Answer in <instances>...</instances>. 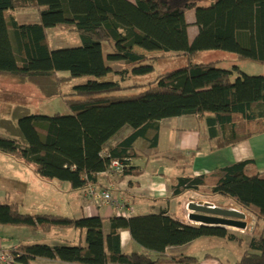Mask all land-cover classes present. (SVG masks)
I'll return each mask as SVG.
<instances>
[{
    "label": "trees",
    "instance_id": "16d2710c",
    "mask_svg": "<svg viewBox=\"0 0 264 264\" xmlns=\"http://www.w3.org/2000/svg\"><path fill=\"white\" fill-rule=\"evenodd\" d=\"M205 1L0 0V76L34 84L47 98L62 96L71 111L24 116L18 122L24 141L0 135V152L34 166L42 180L67 182L73 190H82L97 185L100 174H110L113 160L123 165L122 177L138 175L139 168L131 162L135 144L154 133L151 146L156 147L159 123L165 119L205 118L217 149L264 134V76L247 75L237 65L225 69L218 61L194 60L202 52L222 51L264 64V0ZM28 8L39 10V22L19 24L12 13ZM190 12L195 13L198 29L192 41ZM61 26L78 33L81 45L52 49L47 30ZM167 56L185 57L188 65L147 86H123L132 77L154 73V62ZM116 64L122 68L116 69ZM110 75L113 80H106ZM84 77L87 83L62 95L64 81ZM133 88L147 89L137 95L121 94ZM125 128L131 134L106 151ZM172 187L175 196L200 191L224 196L264 222V172L257 170L254 160L179 177ZM0 225L39 227L44 232L72 228L81 235L76 244H21L10 250L14 264L36 259L67 264H200L195 257L167 256L166 251L202 237L236 240L225 228L192 226L166 211L112 217L105 234L100 216L32 215L21 212L16 203L0 201ZM122 231H128L145 252H123ZM239 264H264L263 234L251 240Z\"/></svg>",
    "mask_w": 264,
    "mask_h": 264
},
{
    "label": "rangeland",
    "instance_id": "374dc122",
    "mask_svg": "<svg viewBox=\"0 0 264 264\" xmlns=\"http://www.w3.org/2000/svg\"><path fill=\"white\" fill-rule=\"evenodd\" d=\"M205 2H208L206 0ZM15 18L19 24H30L34 22H39L40 13L38 9L28 8L20 9L15 12ZM189 32L190 36L194 35L197 30L195 25V18L189 15ZM187 21V22H188ZM48 42L52 49H64L73 48L81 45V39L78 33H75L67 27H56L47 30ZM108 50V49H106ZM159 55L160 53H156ZM195 63L197 64H208L211 62H219V66L225 69H233L235 65L239 67V70L247 75L252 76H264V64H259L252 62L250 60H238L233 54L222 51H207L202 52L195 57ZM188 65V60L185 57L178 56H167L160 59L158 62H154L155 71L154 73L147 76H137L132 77L131 80L123 83L125 88H131L134 84H150L155 81L160 75L168 72H172L176 69L185 67ZM116 69L122 68V64H116ZM62 76H68V73L59 74ZM239 73L236 72L235 76ZM234 79V78H233ZM106 80H113V76H109ZM88 82V78H76L72 80L64 81L60 90L62 95H67L73 92L74 87L85 84ZM147 88H133L121 92L125 95H137ZM57 113L63 115H70L71 111L67 107L62 96L47 98L42 94L40 89L31 83H21L17 79L9 76H0V135L4 137L14 138L20 142L24 141V137L19 129L18 122L21 118L28 115H48L53 116ZM203 118V117H201ZM175 137L173 135L169 136L167 140L169 143L174 142ZM164 145V144H163ZM166 146V145H164ZM114 174V173H113ZM116 175V174H114ZM119 176V175H118ZM121 178V177H119ZM53 181H45L40 179L35 172L34 166H28L21 162L20 160L0 152V201L10 202L9 194L12 199L20 203L18 206L23 213H48L51 215V208L58 209L65 216H71L70 211L62 207L63 196L58 194L53 188ZM58 184V183H55ZM72 189V188H71ZM73 190V189H72ZM90 190L103 191L105 189L99 188L97 186H89L84 188L79 192L78 198L85 200L88 204L96 206L98 209L104 207L105 205L112 208L118 214L119 208L116 205L107 203L102 199H96L94 195L91 194ZM74 191V190H73ZM110 192L109 190H106ZM9 193V194H7ZM112 195V193L110 192ZM7 196V197H6ZM185 201L184 206H188L191 199L199 202H209L220 207H230L242 211L244 214H248L249 224L247 231L240 232L238 229L227 227L228 233L235 237V242L221 243L220 241H202L198 243L197 247L192 249L193 253L197 249L199 253H209L217 257L223 264H237L243 255L246 243L251 241L255 237H260L264 235V222L259 221L257 216L247 209L242 208L232 200L224 196H212L204 191L200 192H187L182 195ZM112 197L116 203L124 205L127 201H123L119 198ZM72 198H76V194L72 195ZM78 200V199H77ZM79 201V200H78ZM55 203V204H54ZM17 204V203H16ZM54 204V205H53ZM53 205V206H52ZM129 205V204H127ZM25 207V208H24ZM74 208V206H73ZM65 209V210H64ZM77 213L81 212L79 209L76 210ZM57 213V212H55ZM191 212L187 210L183 220L188 224L198 225L192 223L189 220V214ZM21 228L25 231H29L32 237L36 238L37 241H42L39 243H53V242H63L71 244H76L80 240V234L78 231L72 228H52L48 232H44L41 228H26V227H14ZM74 236H77V240H74ZM33 244L36 242H32ZM48 244V245H50ZM239 244V245H238ZM244 246V247H241ZM16 249V248H15ZM2 250V249H0ZM3 251V250H2ZM6 252H10L4 250ZM204 251V252H202ZM195 255V254H192ZM202 255V254H199ZM171 256V255H168ZM202 257V256H201Z\"/></svg>",
    "mask_w": 264,
    "mask_h": 264
},
{
    "label": "crops",
    "instance_id": "0c3cea01",
    "mask_svg": "<svg viewBox=\"0 0 264 264\" xmlns=\"http://www.w3.org/2000/svg\"><path fill=\"white\" fill-rule=\"evenodd\" d=\"M129 1L134 2V0ZM9 14L10 13L7 12L5 14L6 17H8ZM12 14L15 15V12ZM189 15H192L195 18V13L190 12L187 14V21ZM34 23L38 22L36 21ZM197 33L198 29L193 36H190L189 32L190 41L195 38ZM130 134L131 129L125 128L106 145V151ZM170 135L175 137L174 142L172 143L167 141ZM153 138L154 133H150L147 139L138 141L135 144L136 157H134L131 162L133 167L139 168L140 172L138 175L122 177V175L118 176L102 173L98 176V184L93 185L109 190L115 198L127 201L126 203L131 207L132 216H146L166 211L169 216L183 220L188 206H184L185 201L183 200L182 195H174L172 187V183L179 177H194L202 174H208L220 168L244 160H254L257 170L259 172H264V134L256 135L255 137L234 146L217 149L216 141L209 139L205 118L189 115L162 120L159 123L158 144L156 147L151 146V140ZM51 183L53 184L55 191L63 196L62 207L70 210L67 212H70V214H73L71 216L75 217L65 216V214L61 215L63 214L61 212L65 211H57L58 209L56 208H51L52 213L50 214L75 219L100 216L104 219L105 234L109 233L110 219L118 216L115 210L106 205L98 209L96 206L90 203L88 204L85 200H81L77 197L78 194L76 193L79 192V190L73 191L71 189V185L67 182L53 181ZM89 186L91 185H88L86 188ZM74 193L76 194V198H72ZM9 198L11 202L20 205V203L12 199L10 194ZM77 209L81 212L77 213ZM190 225L194 226L193 224ZM75 238H77V236H74V240H77ZM120 241L121 248L125 253L131 254L134 252H145L144 248L133 243L131 235L128 231H122L120 233ZM202 241L236 243L235 240L231 241L217 237H202L183 246L169 247L166 254L167 256L188 255L195 257L199 260L200 264H223L217 257L209 253V251L199 253L200 249H197L193 253L192 249L197 247L199 245L198 243H201ZM32 242H36L34 244H45L39 243L42 241H37L36 238L32 237L28 230L25 231L21 228L0 225V249L10 251L19 247L21 244L32 245ZM250 242L248 241L246 243L243 255L240 259H242L244 254L249 251ZM70 243L71 242H53L48 244L51 246H59ZM240 261H238L237 264H239ZM31 264L67 263L46 259H36L32 261Z\"/></svg>",
    "mask_w": 264,
    "mask_h": 264
},
{
    "label": "water",
    "instance_id": "95a60500",
    "mask_svg": "<svg viewBox=\"0 0 264 264\" xmlns=\"http://www.w3.org/2000/svg\"><path fill=\"white\" fill-rule=\"evenodd\" d=\"M189 220L198 226L206 227H235L246 229V216L241 211L231 207H220L209 202H199L191 199L188 203Z\"/></svg>",
    "mask_w": 264,
    "mask_h": 264
},
{
    "label": "built area",
    "instance_id": "2783aa9c",
    "mask_svg": "<svg viewBox=\"0 0 264 264\" xmlns=\"http://www.w3.org/2000/svg\"><path fill=\"white\" fill-rule=\"evenodd\" d=\"M124 167L118 160H113L111 162V175H122ZM114 173V174H113ZM91 194L95 196L96 199H102L107 203L116 205L119 208V212L117 215L123 217H129L132 215V210L130 205L124 203V205L116 203L110 192L103 190V191H96L90 190ZM0 264H14L13 256L10 252L0 250Z\"/></svg>",
    "mask_w": 264,
    "mask_h": 264
},
{
    "label": "bare ground",
    "instance_id": "6f19581e",
    "mask_svg": "<svg viewBox=\"0 0 264 264\" xmlns=\"http://www.w3.org/2000/svg\"><path fill=\"white\" fill-rule=\"evenodd\" d=\"M230 207H232V206H230ZM188 208V207H187ZM187 210H189V209H187ZM239 211V210H238ZM241 212V211H240ZM248 214H245V216H246V219H245V221L247 222V224H249V219H248V216H247ZM227 227H229V226H227ZM227 227H225V229H227ZM231 228H235V227H231ZM235 229H238V228H235ZM247 229H248V225H247V227H246V229H244V230H242V229H238L240 232H243V231H247ZM228 230V229H227Z\"/></svg>",
    "mask_w": 264,
    "mask_h": 264
}]
</instances>
